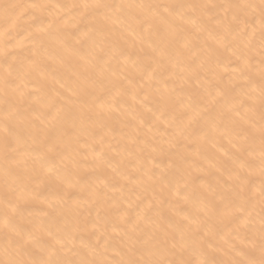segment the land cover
Segmentation results:
<instances>
[{"label":"bare ground","instance_id":"bare-ground-1","mask_svg":"<svg viewBox=\"0 0 264 264\" xmlns=\"http://www.w3.org/2000/svg\"><path fill=\"white\" fill-rule=\"evenodd\" d=\"M248 3L0 0V260L118 264L173 240L172 259H241L235 205L258 221L264 180L261 21L233 7Z\"/></svg>","mask_w":264,"mask_h":264},{"label":"snow or ice","instance_id":"snow-or-ice-1","mask_svg":"<svg viewBox=\"0 0 264 264\" xmlns=\"http://www.w3.org/2000/svg\"><path fill=\"white\" fill-rule=\"evenodd\" d=\"M10 7V6H5ZM30 7H41L40 5H30ZM96 8L101 9H116L120 8L123 9L125 7H131V6H125V5H108V4H98L95 5ZM139 7H147L153 10L154 12H159L161 9L164 11H168L171 9L172 14L175 15H183V9L185 8H191L193 5H139ZM207 7V6H205ZM215 7V6H212ZM233 7L237 8H243V9H258L259 10V16L261 21V28H262V34H261V48L262 52L261 55L264 56V0H260V3L258 5L248 3L243 5H234ZM262 65V71H264V60L261 61ZM249 87L252 86V83L250 82ZM4 87H10L9 81H4ZM260 99L262 107H264V75H262L261 83H260ZM10 114V110H9ZM262 127H261V133L262 138H264V115H262ZM5 132H7L9 135H12L11 130L8 128L7 124L3 125ZM14 151L13 144L10 142L5 143V153L6 158L10 159V156H7V153ZM262 156H264V146L261 148ZM262 164H264V160H262ZM243 179V178H242ZM260 212L258 214L259 219L257 221L256 219V213L252 204L251 199L245 200L243 203H238L235 205V208L241 212V215L237 216V221L243 222L248 227V235L247 239L244 241L246 244V249L237 248L235 249L236 254L241 257L239 260H235L232 262V264H264V180L261 182V189H260ZM6 205L11 208L13 207L11 201H6ZM4 223L8 224V217L5 215L3 217ZM258 223V227H256V224ZM182 241V238H181ZM181 243L180 241L173 240L170 242H166L165 245L158 250V256L155 259H134V260H127V261H120L118 264H216L215 261L208 259L204 256L203 253H197V250L195 248L188 249L189 255H191L192 258L190 259H172L170 257L174 256L176 254V248L177 244ZM13 250L19 251L21 249L20 243L17 241L13 244ZM181 247H183L181 243ZM52 257L49 259H40L35 260L31 262H25L22 260L17 259H3L0 260V264H109L106 260H99V259H89L86 257V255H80V258L78 259H68L60 256L59 252L63 250H55L52 249ZM72 249H68V252H72ZM89 251L93 253L94 255H99V252L96 248H90ZM5 252L7 254L8 249H5ZM143 255V251L140 253ZM67 253H65V256Z\"/></svg>","mask_w":264,"mask_h":264}]
</instances>
